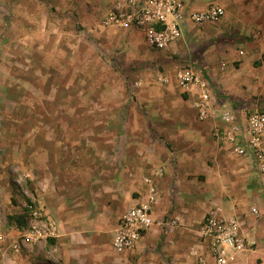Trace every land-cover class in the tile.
I'll return each instance as SVG.
<instances>
[{
  "label": "crops",
  "instance_id": "obj_1",
  "mask_svg": "<svg viewBox=\"0 0 264 264\" xmlns=\"http://www.w3.org/2000/svg\"><path fill=\"white\" fill-rule=\"evenodd\" d=\"M253 1L182 0L187 12L204 10L212 4L225 10L214 24L196 26L183 20L181 36L162 51L167 58L177 55V63L182 58L188 61L211 88L216 115L199 119L192 105L199 131L187 126L161 136L152 130V142H148L143 131L131 135L116 116L108 123L119 127L114 137L111 131L90 129L53 132L46 127L48 117L40 120L45 122L44 127L31 126L30 118L25 117L28 123L23 138L19 137L23 141L15 140V132L0 136V264H202L199 256L206 264H214L209 243L199 236L198 227L216 205L225 217L237 219L241 235L255 241L251 249L237 253L227 264H264V179L249 155L235 153L234 143L218 140L213 133L216 127L231 131L221 119L224 110H239L243 117L254 105L264 109V93H260L263 87L259 86L264 82V72L255 74L254 54L248 52L240 32V28L248 31L252 25L246 12L251 11ZM81 2L90 10L104 11L113 0H61L62 13L55 10V15L75 27L76 36H80V26L84 25L76 13L82 10ZM26 18L31 23L25 12ZM27 42L24 59L30 63L32 41ZM74 42L79 46V37ZM238 50L246 52L240 56ZM221 59L235 61L237 68L229 65L227 71L220 70ZM122 71L127 85V70ZM185 93L191 103L199 98L198 88ZM253 94L263 102H255ZM236 143L246 146L242 135ZM20 164L30 172V195L25 198L3 173L4 166L18 168ZM149 186L156 189L151 206L154 222L132 250L116 253L112 240L118 219L126 208L147 197ZM31 201L54 222L55 236L41 239L38 244H53L57 261H48L46 248L43 253L39 250V260L33 259L36 241H24L17 253L10 247L11 240L26 231L29 216L23 206ZM13 214L25 215V225L10 222L8 217ZM174 217L175 225H164ZM193 249L197 254L192 253Z\"/></svg>",
  "mask_w": 264,
  "mask_h": 264
},
{
  "label": "rangeland",
  "instance_id": "obj_2",
  "mask_svg": "<svg viewBox=\"0 0 264 264\" xmlns=\"http://www.w3.org/2000/svg\"><path fill=\"white\" fill-rule=\"evenodd\" d=\"M260 2L256 0L251 11L246 12L252 24L248 31L239 27L248 52L254 54L255 74L264 72V3ZM60 4L61 0H0V136L15 132V140L23 141L19 137L23 138L28 123L25 117L30 118L31 126L38 127H44L45 122L40 120L48 117L46 127L53 132L90 129L111 131L114 137L119 127L108 123L116 116L131 135L143 131L148 142H152L149 135L152 130L161 136L187 126L200 130L194 102L191 103L177 81L179 70L190 67L188 61L182 58L177 63L175 54L167 58L163 50L150 46L137 29L102 28L101 20L109 7L93 11L82 3V10L76 13L84 25L80 26V36H76V28L55 15L62 13ZM25 12L31 23L23 19ZM98 25L113 31L100 30ZM29 35L33 54L30 63L24 59ZM77 37L79 46L74 42ZM245 52L238 50L240 56ZM229 65L237 68L235 61L219 60L220 70L227 71ZM123 69L127 70V85L120 74ZM259 86L263 87L260 93H264V82ZM252 98L263 102L257 95L253 94ZM182 116L193 122H183ZM65 120L69 122L62 123ZM19 167L4 166L3 173L25 198L30 195V172L23 164ZM31 202L27 204H35ZM23 210L26 212L25 206ZM38 241L36 257L32 258L39 260V250L43 253L46 248L48 261H57L53 244L48 241L41 246Z\"/></svg>",
  "mask_w": 264,
  "mask_h": 264
},
{
  "label": "built area",
  "instance_id": "obj_3",
  "mask_svg": "<svg viewBox=\"0 0 264 264\" xmlns=\"http://www.w3.org/2000/svg\"><path fill=\"white\" fill-rule=\"evenodd\" d=\"M224 8L212 4L204 10L187 12L182 0H113L104 14L101 25L122 29H137L142 32L148 43L159 50L167 49L171 43L181 36V23L187 19L190 23L200 26L207 22L213 23L222 19ZM179 86L185 91L198 88L199 98L194 101L199 119H208L214 114L212 91L200 73L191 68L183 67L177 74ZM221 119L230 129L216 127L214 135L218 140L234 143L233 151L241 156L249 155L257 173L264 179V109L252 106L241 117L239 110L224 111ZM242 135L246 146L236 143ZM156 199V189L149 186L147 197L136 204L130 205L121 214L115 228L112 247L116 253L132 250L141 236L153 224L152 202ZM29 223L25 233L16 236L10 242L12 251L19 252L24 241H37L55 236L54 222L45 217L43 209L33 204H24ZM256 213V209H251ZM177 218L165 222L171 227ZM198 234L209 243V253L214 264H227L234 256L246 249H251L255 241L239 231L236 218H228L216 205L203 217L198 227ZM3 239V236H0ZM197 254L196 250H192ZM202 264H206L199 256Z\"/></svg>",
  "mask_w": 264,
  "mask_h": 264
},
{
  "label": "trees",
  "instance_id": "obj_4",
  "mask_svg": "<svg viewBox=\"0 0 264 264\" xmlns=\"http://www.w3.org/2000/svg\"><path fill=\"white\" fill-rule=\"evenodd\" d=\"M10 222H14L16 225L22 227L25 225L26 217L23 214H13L8 217Z\"/></svg>",
  "mask_w": 264,
  "mask_h": 264
}]
</instances>
